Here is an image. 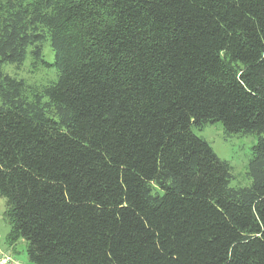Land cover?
<instances>
[{
    "label": "trees",
    "instance_id": "trees-1",
    "mask_svg": "<svg viewBox=\"0 0 264 264\" xmlns=\"http://www.w3.org/2000/svg\"><path fill=\"white\" fill-rule=\"evenodd\" d=\"M0 197L34 264H264V0H0Z\"/></svg>",
    "mask_w": 264,
    "mask_h": 264
},
{
    "label": "rangeland",
    "instance_id": "rangeland-1",
    "mask_svg": "<svg viewBox=\"0 0 264 264\" xmlns=\"http://www.w3.org/2000/svg\"><path fill=\"white\" fill-rule=\"evenodd\" d=\"M31 2V0H28ZM42 61H34L28 54L21 65L6 64L2 72L16 79L24 80L28 86L41 88L56 80L53 52L48 42L42 45ZM193 133L211 147L215 155L231 167L233 180L231 187H248V164L252 157V147L257 142L254 135H226L221 123L208 124L202 129L193 128ZM5 199L0 197V264H34L27 258L26 245L21 239L9 242L11 225L4 218Z\"/></svg>",
    "mask_w": 264,
    "mask_h": 264
}]
</instances>
